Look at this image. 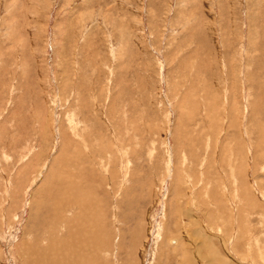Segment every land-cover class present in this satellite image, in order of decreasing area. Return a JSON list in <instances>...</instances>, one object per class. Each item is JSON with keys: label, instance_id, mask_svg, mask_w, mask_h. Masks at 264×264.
I'll return each mask as SVG.
<instances>
[{"label": "rangeland", "instance_id": "obj_1", "mask_svg": "<svg viewBox=\"0 0 264 264\" xmlns=\"http://www.w3.org/2000/svg\"><path fill=\"white\" fill-rule=\"evenodd\" d=\"M0 264H264V0H0Z\"/></svg>", "mask_w": 264, "mask_h": 264}, {"label": "bare ground", "instance_id": "obj_2", "mask_svg": "<svg viewBox=\"0 0 264 264\" xmlns=\"http://www.w3.org/2000/svg\"><path fill=\"white\" fill-rule=\"evenodd\" d=\"M61 207H63V206H61ZM60 249V248H59ZM61 250V249H60ZM37 261H38V259H37Z\"/></svg>", "mask_w": 264, "mask_h": 264}]
</instances>
